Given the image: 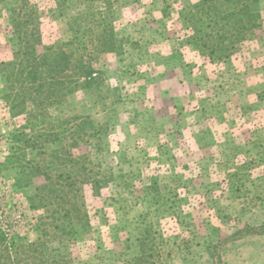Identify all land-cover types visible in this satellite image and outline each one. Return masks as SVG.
Masks as SVG:
<instances>
[{
	"label": "rangeland",
	"instance_id": "374dc122",
	"mask_svg": "<svg viewBox=\"0 0 264 264\" xmlns=\"http://www.w3.org/2000/svg\"><path fill=\"white\" fill-rule=\"evenodd\" d=\"M196 1L29 0L38 51L68 42L80 25V54L93 53L98 78L50 110L93 126L96 138L71 151L103 182L99 196L83 186L91 230L78 233L72 264H135L145 229L164 264H264V0L261 28L224 63L186 41L180 11ZM18 3L0 4V62L17 49L10 10ZM97 21L114 27L121 55L94 53ZM27 120L0 100V221L22 243L36 240L45 213L27 201L42 179L17 189L8 161Z\"/></svg>",
	"mask_w": 264,
	"mask_h": 264
},
{
	"label": "trees",
	"instance_id": "16d2710c",
	"mask_svg": "<svg viewBox=\"0 0 264 264\" xmlns=\"http://www.w3.org/2000/svg\"><path fill=\"white\" fill-rule=\"evenodd\" d=\"M18 1L10 10L17 49L12 60L0 62V100L12 117L28 116L29 131H15L11 137L15 146L8 161L16 170L17 189L42 179L27 201L30 209L45 213L37 220L36 240L28 243L4 230L0 221V264H72L70 251L78 233L91 230L83 186L99 196L103 182L88 157H75L71 151L96 138L93 126L77 116L59 120L50 110H57L77 89L95 84L93 53L80 54L86 50L80 25L68 42L39 52L38 11L29 0ZM261 11L260 0H197L181 9L180 18L188 30L187 43L202 58L224 63L261 28ZM97 23L101 31L95 35L94 53L121 55L123 45L114 27ZM31 152L40 161L29 158ZM244 229L255 234L256 228L246 225ZM155 245L153 233L145 229L138 239L135 264H164Z\"/></svg>",
	"mask_w": 264,
	"mask_h": 264
}]
</instances>
